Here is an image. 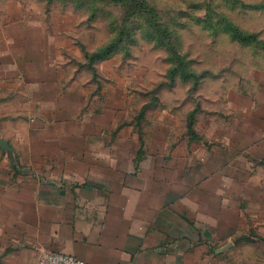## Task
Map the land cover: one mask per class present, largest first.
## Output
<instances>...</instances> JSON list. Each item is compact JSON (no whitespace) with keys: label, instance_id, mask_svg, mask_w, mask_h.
Returning <instances> with one entry per match:
<instances>
[{"label":"rangeland","instance_id":"1","mask_svg":"<svg viewBox=\"0 0 264 264\" xmlns=\"http://www.w3.org/2000/svg\"><path fill=\"white\" fill-rule=\"evenodd\" d=\"M80 171L166 189L184 264H264V0H0V188Z\"/></svg>","mask_w":264,"mask_h":264},{"label":"crops","instance_id":"2","mask_svg":"<svg viewBox=\"0 0 264 264\" xmlns=\"http://www.w3.org/2000/svg\"><path fill=\"white\" fill-rule=\"evenodd\" d=\"M91 172L0 188V264H36L46 252L86 264H184L183 223L166 189Z\"/></svg>","mask_w":264,"mask_h":264},{"label":"built area","instance_id":"3","mask_svg":"<svg viewBox=\"0 0 264 264\" xmlns=\"http://www.w3.org/2000/svg\"><path fill=\"white\" fill-rule=\"evenodd\" d=\"M36 264H86L83 260L71 254L46 252L37 260Z\"/></svg>","mask_w":264,"mask_h":264},{"label":"trees","instance_id":"4","mask_svg":"<svg viewBox=\"0 0 264 264\" xmlns=\"http://www.w3.org/2000/svg\"><path fill=\"white\" fill-rule=\"evenodd\" d=\"M227 1L228 0H226V3H227ZM234 2H240L241 3V0H234ZM133 5H135V3H133ZM137 8V7H136ZM255 8H257L256 6H255ZM152 16L153 15H149V17H148V19H147V21L145 22V25L144 26H141L138 30H139V32L142 34V36H143V34H144V37H146V39H154V38H157V37H159V35L157 34V31L154 29V28H152V27H157V25L155 24V22L152 20ZM225 18V20L227 21V18L226 17H224ZM172 30H173V32L174 33H176L177 31L174 29V28H172ZM172 39H174L175 40V38H172ZM138 42V41H137ZM137 44V43H136ZM136 44H134V45H136ZM156 44V46L158 47V48H162V45H161V43L160 42H157V43H155ZM138 45V44H137ZM155 46V48H157Z\"/></svg>","mask_w":264,"mask_h":264}]
</instances>
